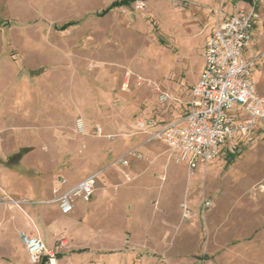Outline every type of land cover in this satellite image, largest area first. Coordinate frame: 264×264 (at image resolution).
<instances>
[{"label":"rangeland","instance_id":"rangeland-1","mask_svg":"<svg viewBox=\"0 0 264 264\" xmlns=\"http://www.w3.org/2000/svg\"><path fill=\"white\" fill-rule=\"evenodd\" d=\"M116 1L0 0V264H30L20 232L57 264H264V122L193 169L149 139L184 116L207 35L238 7L264 100V0ZM89 174L63 214L53 189Z\"/></svg>","mask_w":264,"mask_h":264},{"label":"built area","instance_id":"built-area-1","mask_svg":"<svg viewBox=\"0 0 264 264\" xmlns=\"http://www.w3.org/2000/svg\"><path fill=\"white\" fill-rule=\"evenodd\" d=\"M255 17L252 10L238 8L214 27L204 44V66L191 87L186 113L149 132V139L164 142L175 161L190 169L213 162L222 146L247 136L264 122V100L252 79L251 62L243 56L250 45ZM74 124L77 132L84 131L81 117H76ZM139 125L145 127L144 122ZM119 162L128 164L125 158ZM96 179L97 174H91L68 190L55 187L51 202L63 214L72 212L77 198H91ZM183 210V215L189 216L186 205ZM19 236L30 264H57V247H47L38 235L20 232Z\"/></svg>","mask_w":264,"mask_h":264},{"label":"crops","instance_id":"crops-1","mask_svg":"<svg viewBox=\"0 0 264 264\" xmlns=\"http://www.w3.org/2000/svg\"><path fill=\"white\" fill-rule=\"evenodd\" d=\"M238 8H243V7H238ZM238 8H236L234 11H232V12H229L226 16H228V15H230V14H232L233 12H235ZM226 16H224L219 22H217V24H219L223 19H225V17ZM255 23H256V20H254V24H253V29H252V38H251V41H250V45H249V47L251 46V43H252V40H253V35H254V28H255ZM217 24L215 25V26H213L212 28H211V30L209 31V33L214 29V27H216L217 26ZM209 33H208V35H209ZM207 35V36H208ZM248 47V48H249ZM204 48V47H203ZM255 83V82H254ZM256 85V84H255ZM257 86V85H256ZM257 88V87H256ZM89 175H91V174H89ZM89 175H87V176H89ZM85 178V177H84ZM80 180H82V179H80ZM79 180V181H80ZM79 181H77L76 183H78ZM76 183H74V184H72L71 186H69L68 188H66V189H64V190H68V189H70L71 187H73ZM62 190V189H61ZM64 190H62V191H64ZM88 201V200H87ZM19 235V234H18ZM62 243H64L63 241H62ZM6 248H7V251H8V245H6ZM21 248L24 250L25 249V246H24V244L22 243V245H21ZM26 250V249H25ZM24 250V251H25Z\"/></svg>","mask_w":264,"mask_h":264},{"label":"trees","instance_id":"trees-1","mask_svg":"<svg viewBox=\"0 0 264 264\" xmlns=\"http://www.w3.org/2000/svg\"><path fill=\"white\" fill-rule=\"evenodd\" d=\"M130 0H119V1H116L115 3H121V4H126V3H128ZM114 3V4H115ZM110 7H112V6H110ZM108 9L109 8H107V9H105L104 11H103V13H105L106 11H108Z\"/></svg>","mask_w":264,"mask_h":264}]
</instances>
